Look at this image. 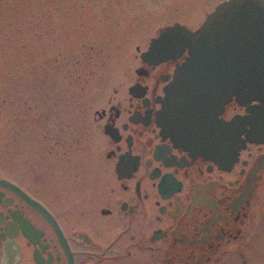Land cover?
I'll return each instance as SVG.
<instances>
[{"label":"flooded vegetation","instance_id":"flooded-vegetation-1","mask_svg":"<svg viewBox=\"0 0 264 264\" xmlns=\"http://www.w3.org/2000/svg\"><path fill=\"white\" fill-rule=\"evenodd\" d=\"M151 42L92 99L76 160L54 146L32 162L2 156L0 264L134 263L139 251L145 264H218L247 247L264 214V142L249 141L248 128L234 161L179 144L160 113L188 53L145 61ZM258 105L233 100L218 119Z\"/></svg>","mask_w":264,"mask_h":264},{"label":"rangeland","instance_id":"rangeland-1","mask_svg":"<svg viewBox=\"0 0 264 264\" xmlns=\"http://www.w3.org/2000/svg\"><path fill=\"white\" fill-rule=\"evenodd\" d=\"M222 1L0 0V162L5 152L36 161L51 146L76 160L92 99L118 85L136 47L175 23L199 28ZM136 255L120 263L145 264ZM218 264H264V214L247 247Z\"/></svg>","mask_w":264,"mask_h":264},{"label":"water","instance_id":"water-1","mask_svg":"<svg viewBox=\"0 0 264 264\" xmlns=\"http://www.w3.org/2000/svg\"><path fill=\"white\" fill-rule=\"evenodd\" d=\"M188 52L165 90L160 113L181 145L212 159L232 157L251 142H264V0H225L197 30L176 23L152 40L145 61H166ZM245 116L218 119L229 102Z\"/></svg>","mask_w":264,"mask_h":264}]
</instances>
